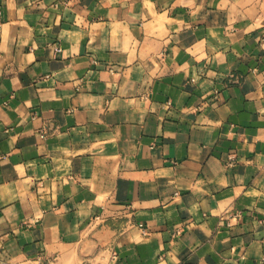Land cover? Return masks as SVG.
<instances>
[{
	"label": "crops",
	"instance_id": "0c3cea01",
	"mask_svg": "<svg viewBox=\"0 0 264 264\" xmlns=\"http://www.w3.org/2000/svg\"><path fill=\"white\" fill-rule=\"evenodd\" d=\"M0 264H264V0H0Z\"/></svg>",
	"mask_w": 264,
	"mask_h": 264
},
{
	"label": "built area",
	"instance_id": "2783aa9c",
	"mask_svg": "<svg viewBox=\"0 0 264 264\" xmlns=\"http://www.w3.org/2000/svg\"><path fill=\"white\" fill-rule=\"evenodd\" d=\"M40 137H43V134L40 135ZM140 228H142V226L140 225Z\"/></svg>",
	"mask_w": 264,
	"mask_h": 264
}]
</instances>
